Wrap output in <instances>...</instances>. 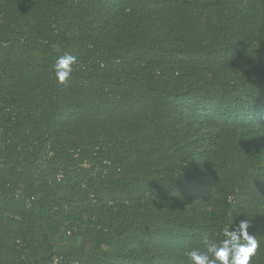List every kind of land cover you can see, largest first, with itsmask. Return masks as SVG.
<instances>
[{
  "label": "trees",
  "instance_id": "obj_1",
  "mask_svg": "<svg viewBox=\"0 0 264 264\" xmlns=\"http://www.w3.org/2000/svg\"><path fill=\"white\" fill-rule=\"evenodd\" d=\"M233 219L264 264V0H0V264H188Z\"/></svg>",
  "mask_w": 264,
  "mask_h": 264
},
{
  "label": "clouds",
  "instance_id": "obj_2",
  "mask_svg": "<svg viewBox=\"0 0 264 264\" xmlns=\"http://www.w3.org/2000/svg\"><path fill=\"white\" fill-rule=\"evenodd\" d=\"M77 57L66 54L56 59L54 76L58 83L65 82L72 74V65ZM232 216L231 212L227 213ZM250 219H241L238 223L232 222L222 231V239L210 240L202 238V247L185 251L188 264H250L260 242L255 235L249 233Z\"/></svg>",
  "mask_w": 264,
  "mask_h": 264
}]
</instances>
